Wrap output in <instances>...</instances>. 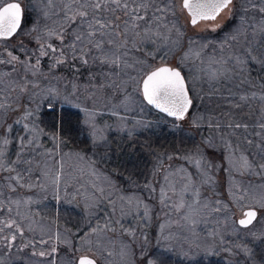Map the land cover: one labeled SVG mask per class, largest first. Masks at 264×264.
Returning <instances> with one entry per match:
<instances>
[{"label":"snow or ice","instance_id":"snow-or-ice-1","mask_svg":"<svg viewBox=\"0 0 264 264\" xmlns=\"http://www.w3.org/2000/svg\"><path fill=\"white\" fill-rule=\"evenodd\" d=\"M264 264V0H0V264Z\"/></svg>","mask_w":264,"mask_h":264},{"label":"rangeland","instance_id":"rangeland-1","mask_svg":"<svg viewBox=\"0 0 264 264\" xmlns=\"http://www.w3.org/2000/svg\"><path fill=\"white\" fill-rule=\"evenodd\" d=\"M212 258L215 260V261H213V264H216V262L219 260V257H212Z\"/></svg>","mask_w":264,"mask_h":264},{"label":"trees","instance_id":"trees-1","mask_svg":"<svg viewBox=\"0 0 264 264\" xmlns=\"http://www.w3.org/2000/svg\"><path fill=\"white\" fill-rule=\"evenodd\" d=\"M212 261H215L213 258H211ZM217 261V260H216Z\"/></svg>","mask_w":264,"mask_h":264}]
</instances>
